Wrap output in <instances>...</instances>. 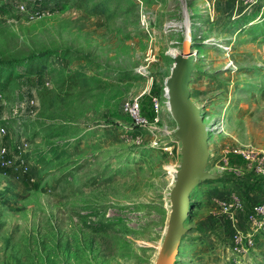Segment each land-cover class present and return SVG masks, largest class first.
Segmentation results:
<instances>
[{
  "label": "rangeland",
  "instance_id": "374dc122",
  "mask_svg": "<svg viewBox=\"0 0 264 264\" xmlns=\"http://www.w3.org/2000/svg\"><path fill=\"white\" fill-rule=\"evenodd\" d=\"M263 16L264 0H0V65L21 75L0 92V145L29 144L26 172L0 165V264L157 263L182 163L165 87L185 40L216 178L190 194L175 264H264L248 219L264 201ZM152 88L146 129L124 106L151 107Z\"/></svg>",
  "mask_w": 264,
  "mask_h": 264
},
{
  "label": "water",
  "instance_id": "95a60500",
  "mask_svg": "<svg viewBox=\"0 0 264 264\" xmlns=\"http://www.w3.org/2000/svg\"><path fill=\"white\" fill-rule=\"evenodd\" d=\"M196 53L185 40L174 57V67L167 80L170 111L178 124L175 138L181 142L182 163L171 193L172 211L167 234L156 264H175L184 228L190 213V194L200 181L216 177L205 171L208 161V129L201 110L191 100L189 85Z\"/></svg>",
  "mask_w": 264,
  "mask_h": 264
},
{
  "label": "built area",
  "instance_id": "2783aa9c",
  "mask_svg": "<svg viewBox=\"0 0 264 264\" xmlns=\"http://www.w3.org/2000/svg\"><path fill=\"white\" fill-rule=\"evenodd\" d=\"M42 1V0H39ZM244 4L254 5L259 0H240ZM16 8L21 11L23 14H29L32 12L33 8L31 4L25 3L22 6L17 5ZM143 24H146L147 19L143 17ZM151 90H149L148 94H150ZM166 96L168 90L165 87ZM168 98V96H167ZM152 103L154 106V110L156 112V118L154 122L149 123L145 118L141 115V106L139 99H134L127 102L124 106L125 114L133 121L134 125L143 127L148 129L153 125H156L160 121V112L162 110L161 100L157 96L152 97ZM169 105V99H168ZM0 135L6 137L8 135V128L5 126L0 127ZM29 144L26 141L17 142L14 145L10 144H1L0 145V165L4 167L6 170H12L10 173H15L20 170L22 172H26L28 170L27 165L25 164L26 159V151L28 150ZM249 158V157H247ZM264 159V157L262 158ZM248 219L254 226L262 227L264 225V201L259 205H255L248 212ZM247 243L253 245L252 238L247 239Z\"/></svg>",
  "mask_w": 264,
  "mask_h": 264
},
{
  "label": "trees",
  "instance_id": "16d2710c",
  "mask_svg": "<svg viewBox=\"0 0 264 264\" xmlns=\"http://www.w3.org/2000/svg\"><path fill=\"white\" fill-rule=\"evenodd\" d=\"M70 0H55V2L57 3V4H62V3H66V2H69ZM62 2V3H61ZM11 2L9 1V4H10ZM257 19H259V20H261V21H263L264 20V16L262 17V18H257ZM263 19V20H262ZM261 21H259V23L261 22ZM258 24V23H257ZM21 77V75H14V72H12V70L11 69H9V68H5V67H3V65H0V92H2V91H8L9 89H10V86L12 85V83H14L18 78H20ZM149 95V97H150V99H146V103H151L150 104V106L151 107H147V105L146 104H144V101H141L140 102V106H141V115H142V117L143 118H145L149 123H152V122H154V120H155V118H156V112H155V110H154V106H153V103H152V97L153 96H156L157 95V93H155L154 92V88H152L151 89V92H150V94H148ZM145 100V99H144ZM243 159V158H242ZM228 162L230 163V164H234V165H236V161H234L233 159H230V160H228ZM260 201V199L258 200V202L257 203H255V204H253L252 205V207L253 206H255V205H259V204H261V202H259ZM251 207V208H252Z\"/></svg>",
  "mask_w": 264,
  "mask_h": 264
},
{
  "label": "bare ground",
  "instance_id": "6f19581e",
  "mask_svg": "<svg viewBox=\"0 0 264 264\" xmlns=\"http://www.w3.org/2000/svg\"><path fill=\"white\" fill-rule=\"evenodd\" d=\"M197 55V54H196ZM166 89L168 90V87H167V84H166ZM209 134V133H208ZM208 136V135H207ZM208 139H209V137H208Z\"/></svg>",
  "mask_w": 264,
  "mask_h": 264
},
{
  "label": "crops",
  "instance_id": "0c3cea01",
  "mask_svg": "<svg viewBox=\"0 0 264 264\" xmlns=\"http://www.w3.org/2000/svg\"><path fill=\"white\" fill-rule=\"evenodd\" d=\"M10 172H12V170H8V172H7V173H10Z\"/></svg>",
  "mask_w": 264,
  "mask_h": 264
}]
</instances>
